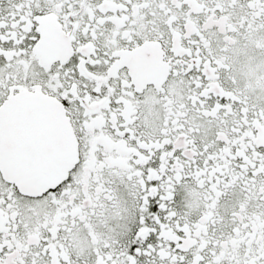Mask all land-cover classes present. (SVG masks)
Masks as SVG:
<instances>
[{
	"label": "snow or ice",
	"instance_id": "1",
	"mask_svg": "<svg viewBox=\"0 0 264 264\" xmlns=\"http://www.w3.org/2000/svg\"><path fill=\"white\" fill-rule=\"evenodd\" d=\"M0 264H264V0H0Z\"/></svg>",
	"mask_w": 264,
	"mask_h": 264
}]
</instances>
